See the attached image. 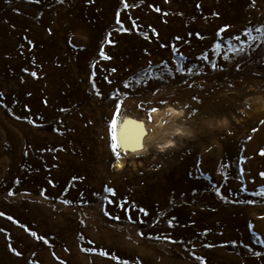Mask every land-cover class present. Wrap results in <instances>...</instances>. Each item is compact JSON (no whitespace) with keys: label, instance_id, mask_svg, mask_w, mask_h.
Returning <instances> with one entry per match:
<instances>
[{"label":"rangeland","instance_id":"obj_1","mask_svg":"<svg viewBox=\"0 0 264 264\" xmlns=\"http://www.w3.org/2000/svg\"><path fill=\"white\" fill-rule=\"evenodd\" d=\"M261 25L264 0H0V264H264ZM110 97L118 122L158 109L119 160ZM125 201L143 225L103 215Z\"/></svg>","mask_w":264,"mask_h":264},{"label":"snow or ice","instance_id":"obj_2","mask_svg":"<svg viewBox=\"0 0 264 264\" xmlns=\"http://www.w3.org/2000/svg\"><path fill=\"white\" fill-rule=\"evenodd\" d=\"M36 3H39V0H35ZM59 2H62V0H59ZM87 2L89 4H94L95 0H87ZM124 2V0H122V3ZM165 2H167V0H165ZM124 7L128 8L129 5L127 3H124ZM197 7H199V5H197ZM156 11H159V9L157 8ZM119 14H117L118 16ZM118 24L120 23V20L117 19L116 21ZM136 25L133 24V27H135ZM221 33L222 32H226L227 31V26L221 28L219 30ZM252 30H248L245 31L244 36H248L250 35V32ZM255 32L257 33H262L264 32V25H261L260 27H256L254 29ZM49 34H50V30H49ZM178 39V38H177ZM233 39L240 41V37L236 36L233 37ZM29 44H31V41H28ZM240 51H243V49L241 48ZM105 59H109L110 57L105 56ZM149 63H151L149 61ZM167 63V62H165ZM237 70H239V64H237ZM113 71H115V69H113ZM176 71H180L179 69H177ZM181 75H184V73H180ZM30 75L32 77H36V73L32 72L30 73ZM189 87H192L191 84L188 85ZM124 89H128L129 88V84L125 83L123 85ZM158 90V89H157ZM110 99L114 100V112H113V116L112 119L110 121V140H111V144H110V148L112 153L115 155L116 159L119 160L121 158V153L118 151V149L123 148V149H128L132 152H136L138 150H143L144 149V144H143V138L147 135V130H146V126L145 123L143 121H139V120H134V119H122L121 121L118 122L117 117L121 116L120 113V109H121V104L120 103H115V98L110 97ZM191 100L196 102V105L200 106V107H193L189 109L188 114L185 116L182 112L180 113H175V115L177 116H184V119H189L192 116L196 115L197 112L202 110V103L200 100L197 99V97L195 95H193L191 97ZM45 103H47L45 101ZM159 103L164 104L166 103V101L161 100ZM185 108H188L189 106L187 104L184 105ZM158 109L156 107H151L150 109L147 110V121L148 123L152 122V113L156 112ZM205 116H207V113H205ZM261 123H264V121H262ZM253 132L256 131L255 128L252 129ZM177 135H184V133H177ZM249 139H251V137H249ZM173 147V145L171 144H166L163 145L161 147V151H163L165 148H170ZM259 155L264 156V150H262L261 152H259ZM242 174V172H241ZM258 175L264 179V171L259 172ZM76 179V178H74ZM48 184L51 185L52 181L49 180ZM244 190V189H242ZM105 191H108L112 194V196L114 197L116 194L114 192V190L109 189V188H105ZM219 191H217V195H219ZM9 196L13 195L12 192L8 193ZM41 196L44 195V192L41 191L40 193ZM251 196H261L264 197V192H253L250 193ZM65 203H70V201H65ZM109 204L113 203V201L109 200L108 201ZM240 203H245L247 205H253L255 203H257L256 200L253 199H247L245 201H241ZM128 202L125 201L124 204H117L116 207L119 208L122 212V216L120 215H115V214H110L109 211L107 210H103V215L107 218L108 221L110 222H114V223H121L122 220L123 222H126L129 225H143L145 223L144 219L141 218V216L147 217L148 216V212L144 209V208H129L127 206ZM0 216H4L3 212H0ZM8 220H11L13 223H16L15 220H13V218L11 216L7 217ZM175 217L172 218V220H174ZM172 220L168 221L169 227H172ZM154 225H149V227H152ZM21 227H23V225H21ZM253 227V225L251 223H249V228ZM26 232L28 231L27 228L24 229ZM0 231H2V229H0ZM31 236L35 237L37 234L35 232H30L29 233ZM137 236H139L142 239H148V240H159L161 237L158 235H153L152 233H145L141 230H138L136 233ZM40 239H43V237H40ZM164 239H166L169 243H176L175 240L171 239L170 236H166L164 237ZM44 243H47V241L45 240ZM89 243H92L91 241H89ZM205 247H212V245H205ZM10 251H12L16 256H20L21 253L19 251H16L13 248H10ZM81 251H91L93 253H95V249H81ZM249 251H251V249H249ZM99 256L104 257L108 260L111 261H115L116 264H129V260L128 259H121V257L119 255L113 254L110 251H100L98 253ZM254 255L256 256H260L261 253L260 252H255ZM195 259L197 261H201V264H206L205 261L202 260V258L200 256H196Z\"/></svg>","mask_w":264,"mask_h":264},{"label":"bare ground","instance_id":"obj_3","mask_svg":"<svg viewBox=\"0 0 264 264\" xmlns=\"http://www.w3.org/2000/svg\"><path fill=\"white\" fill-rule=\"evenodd\" d=\"M143 122L145 123L146 130H147V135L143 138L144 149H146L149 146V144L152 141V139L154 138V136H153L154 134H152L150 132L149 124L147 122H145V120ZM120 152L123 153L124 155H134L137 151L134 153V152H132V151H130L128 149L120 148Z\"/></svg>","mask_w":264,"mask_h":264}]
</instances>
